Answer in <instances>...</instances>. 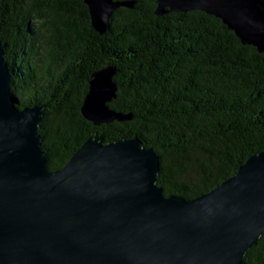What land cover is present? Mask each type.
Segmentation results:
<instances>
[{"label":"trees","instance_id":"16d2710c","mask_svg":"<svg viewBox=\"0 0 264 264\" xmlns=\"http://www.w3.org/2000/svg\"><path fill=\"white\" fill-rule=\"evenodd\" d=\"M121 1L134 8L101 34L84 0H0L12 92L20 109L42 108L50 171L91 135L140 139L160 157L165 195L195 199L264 151V54L204 12L158 16L157 0ZM106 68L118 87L109 107L129 119L96 127L81 110ZM245 262L264 264V234Z\"/></svg>","mask_w":264,"mask_h":264},{"label":"water","instance_id":"95a60500","mask_svg":"<svg viewBox=\"0 0 264 264\" xmlns=\"http://www.w3.org/2000/svg\"><path fill=\"white\" fill-rule=\"evenodd\" d=\"M104 34L135 2L84 0ZM156 14L204 12L264 54V0H157ZM0 38V264H246L264 234V151L192 200L165 195L160 157L140 139L91 135L50 171L41 107L20 109ZM113 68L92 76L82 107L96 127L129 119L110 109Z\"/></svg>","mask_w":264,"mask_h":264},{"label":"rangeland","instance_id":"374dc122","mask_svg":"<svg viewBox=\"0 0 264 264\" xmlns=\"http://www.w3.org/2000/svg\"><path fill=\"white\" fill-rule=\"evenodd\" d=\"M43 36H44V37H46V38L48 39V35H46V34H43ZM47 39H46V40H47Z\"/></svg>","mask_w":264,"mask_h":264}]
</instances>
